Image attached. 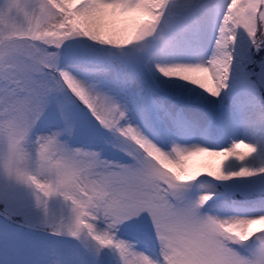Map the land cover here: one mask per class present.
Here are the masks:
<instances>
[{
  "label": "snow or ice",
  "instance_id": "snow-or-ice-1",
  "mask_svg": "<svg viewBox=\"0 0 264 264\" xmlns=\"http://www.w3.org/2000/svg\"><path fill=\"white\" fill-rule=\"evenodd\" d=\"M0 264H264V0H0Z\"/></svg>",
  "mask_w": 264,
  "mask_h": 264
}]
</instances>
